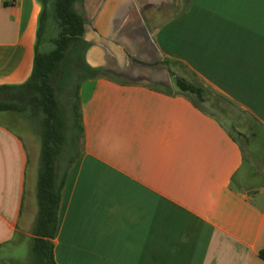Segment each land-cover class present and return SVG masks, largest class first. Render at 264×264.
<instances>
[{
  "label": "crops",
  "instance_id": "crops-1",
  "mask_svg": "<svg viewBox=\"0 0 264 264\" xmlns=\"http://www.w3.org/2000/svg\"><path fill=\"white\" fill-rule=\"evenodd\" d=\"M198 4H75L89 70L78 88L81 149L65 167L51 241L55 264H264V141L251 153L256 164L247 161L174 83L201 85L264 134V0ZM42 7L0 0V86L30 78ZM165 8L161 22L146 16ZM39 156L37 143L0 122V260L16 242L32 250Z\"/></svg>",
  "mask_w": 264,
  "mask_h": 264
},
{
  "label": "trees",
  "instance_id": "trees-1",
  "mask_svg": "<svg viewBox=\"0 0 264 264\" xmlns=\"http://www.w3.org/2000/svg\"><path fill=\"white\" fill-rule=\"evenodd\" d=\"M83 0H55L53 21L58 35L53 39V49L39 53L41 38L46 33V2L42 0L36 33L35 54L31 76L19 86H0V114L19 115L31 113L41 116L42 144L39 156V171L36 183L37 214L34 223L32 257L29 264H55L53 244L57 224L61 194L66 181V170L59 169L60 161L68 148V118L57 99V85L66 74L69 66L80 60L81 67L87 72L89 68L83 60L86 43L83 40L85 21L75 10V4ZM95 76V71H93ZM92 72V73H93ZM177 89L196 101L202 102L207 91L199 84L175 77ZM75 90L72 127L82 136L81 114ZM196 100V101H195ZM74 157L68 159V168ZM264 260V251L259 253Z\"/></svg>",
  "mask_w": 264,
  "mask_h": 264
},
{
  "label": "rangeland",
  "instance_id": "rangeland-1",
  "mask_svg": "<svg viewBox=\"0 0 264 264\" xmlns=\"http://www.w3.org/2000/svg\"><path fill=\"white\" fill-rule=\"evenodd\" d=\"M54 1L55 0H47L46 2V33L41 38L38 47L39 53L41 54L53 49L52 41L58 35V29L53 21ZM184 4H186L185 1L183 2V6ZM198 5L199 8H206L207 0H199ZM165 11H167L166 8L164 11L157 13L149 11L146 16L153 17L152 22L158 23L161 22L163 18L167 17ZM80 62L81 61L78 60L71 64L68 68L69 70H67L66 74L63 73L62 78L57 85V99L69 121L67 124V138L70 140L67 145L68 148L64 153V157L62 161H60V170H63L66 167L68 159L77 156L78 151L81 149L80 132L73 128L71 124L75 90L79 87L83 78L88 74L81 67ZM170 65L171 64H169V67ZM196 102L205 110V112L215 117L239 141L243 146L247 161L251 160L254 162L253 164H256V159H254L251 153L258 150L253 153L259 155V150L261 148L259 142L264 141V134H262V131L256 126L254 121L250 117L240 113L238 108L233 107V105L225 99L209 92L205 95L202 102ZM5 115L6 114H0V122L4 123L9 129L22 137L27 145L32 139L38 144L40 150L42 144L41 116L29 112L19 115L8 114V117ZM33 168L32 165L29 166V173L34 170ZM247 168L248 167L245 166L246 170ZM31 257L32 250L29 243L26 241H20L4 250V259L0 260V264H29Z\"/></svg>",
  "mask_w": 264,
  "mask_h": 264
}]
</instances>
